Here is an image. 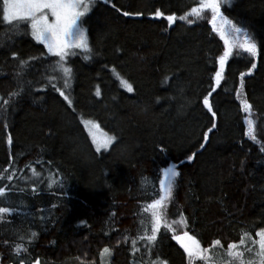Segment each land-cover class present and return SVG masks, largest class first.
Returning a JSON list of instances; mask_svg holds the SVG:
<instances>
[{
	"label": "trees",
	"instance_id": "obj_1",
	"mask_svg": "<svg viewBox=\"0 0 264 264\" xmlns=\"http://www.w3.org/2000/svg\"><path fill=\"white\" fill-rule=\"evenodd\" d=\"M199 3L96 0L83 20L91 56L68 59L73 78L65 91L71 108L47 81L54 76L57 86L63 85L62 74L54 70L58 58L42 55L46 49L30 30L16 34L0 16V97L20 91L6 110L0 107V187L6 188L0 206L13 209L0 217V264L19 259L25 264L37 259L40 264H188L173 233L163 227L150 250L139 239L151 231V215L144 209L159 197L163 170L173 166L180 175L165 216L171 223L182 215L188 227L181 231L195 236L214 264H227V245L239 243L244 233L258 239L255 233L264 228V0H231L221 8L257 43V67L241 92L252 105L255 139L236 97L239 73L253 61L235 49L210 97L217 127L206 143L203 135L213 121L202 101L223 54V41L211 30V13L192 24L177 19L171 27L151 16L158 8L179 18ZM123 11L143 16L125 17ZM12 52L28 61L22 69ZM117 74L132 84V92ZM86 119L115 138L108 151L95 149ZM134 239L139 251L133 250ZM216 239L221 245L212 243ZM17 244L20 253L14 251Z\"/></svg>",
	"mask_w": 264,
	"mask_h": 264
},
{
	"label": "snow or ice",
	"instance_id": "obj_2",
	"mask_svg": "<svg viewBox=\"0 0 264 264\" xmlns=\"http://www.w3.org/2000/svg\"><path fill=\"white\" fill-rule=\"evenodd\" d=\"M95 2L96 0H2V8H0L2 21L11 26L9 29L10 31L19 34L23 30L25 34H27L30 30L32 39L38 44L43 45V48L46 49V53H42V55L58 58L54 62V70H58L62 74L61 78L63 80V85L62 87H58L54 82L56 79L54 76H49L47 81L51 88L58 92L59 96L67 102L69 108L72 107L73 100L70 98L69 94H66L65 90L71 88L73 69L67 66L68 57L77 55V49L80 50V53L84 54V59H89L91 56L92 49L88 44L87 30L84 27L83 18L90 12ZM104 2L109 3V0H104ZM228 2L229 0H200L198 7H193L190 12H186L179 18H177L175 14L165 15V13L158 8L151 13L154 19L162 18L166 20L168 26L171 27L177 19L192 24L195 23L196 20L203 18L202 13L206 11L210 12L211 19L209 23L212 26L211 30L217 33L220 40L223 41V54L218 57L219 69L215 71V75L212 77L214 83L210 85V90L203 97L202 101L203 108L211 114V120L213 121L211 127H209L207 132L203 135L205 143L209 139L208 133L212 132V130L217 127L214 122L216 112L213 111L210 97L213 96L217 87L220 86L225 66L229 58L233 55L234 49L242 53H247L253 61L250 63L247 72L241 71L239 73L240 87L236 92V97L240 101L241 110L248 115L246 123L249 128L250 136L254 124V121L251 119L252 105L246 98L242 97L241 92L244 88L245 77L251 75L252 71L257 67L254 61L259 51L257 43L252 38L251 34L245 28L239 27L233 23V21L221 11L222 5ZM112 7L116 8V5L113 4ZM116 11L120 12L121 10L116 8ZM122 15L125 17H141L143 13L123 11ZM189 16L195 19L190 20L188 19ZM11 56L13 60L18 59L21 69L28 63L27 60L18 58L15 52H12ZM30 59L36 60L38 58L31 57ZM113 72H115V69H113ZM117 77L121 80L127 92L133 91L132 84L120 78L119 74H117ZM40 90L42 91L43 89ZM19 95L20 91H13L9 93L7 99L0 97V107L6 110L9 105V100L15 99ZM95 95L97 97L101 95L99 87L96 88ZM82 122L86 127H95L94 121L84 120ZM5 127H7V125H5ZM251 138L255 139L254 136H251ZM114 139V137H109L107 140L100 142L93 136V141L97 144V151H100L101 146L107 148ZM7 143L8 145L12 144V137L10 135L7 137ZM201 147H203V144ZM194 157L195 153L189 155L188 160L191 161ZM33 172H35V169H33ZM14 175L15 173L7 175V181H12ZM179 175L180 173L176 170V166L163 170V178L159 180V197L152 200L144 209L145 212L151 215V231L150 233L145 232L139 239L144 241L145 249L150 250L157 241V233L160 231L161 227H163L167 231L173 233L172 239L176 240L187 255L188 264H195L196 260L204 261L205 264H207L209 261L208 249L202 248L200 241L197 240L195 236L190 235L188 231H181L188 227V222L183 216L181 215L179 221H172L171 223H169L165 216L167 203L171 201L173 196L175 178ZM51 186L50 183L48 187ZM33 191H35V189H33ZM5 193L6 188L0 187V197H4ZM12 212L13 209L10 207L0 206V217L4 214H11ZM173 224H176L177 228H173ZM255 235L258 239L252 240L248 233H244V236L239 240V245L237 243H229L227 245L226 255L231 258V264H264V228L257 231ZM32 236L35 237L36 233L32 232ZM246 239L251 242L252 247H244L243 250H239L240 246L245 245ZM136 243L137 241L135 239L132 240L133 250L139 251V249L136 248ZM212 243L217 246L221 245L219 239L214 240ZM14 251L20 253L22 251V246L17 244ZM23 251L26 252L27 248H23ZM103 251L107 253L109 249L104 248ZM245 252L254 255L245 260ZM18 264H25V260L19 259ZM34 264H40V261L37 259L34 261ZM160 264H166V262L160 261ZM217 264H223V261H219Z\"/></svg>",
	"mask_w": 264,
	"mask_h": 264
},
{
	"label": "rangeland",
	"instance_id": "obj_3",
	"mask_svg": "<svg viewBox=\"0 0 264 264\" xmlns=\"http://www.w3.org/2000/svg\"><path fill=\"white\" fill-rule=\"evenodd\" d=\"M230 1L231 0H229V2ZM83 20H84V18H83ZM88 44H89V40H88ZM76 52L78 53L77 55L82 54V53H80V50H78V49L76 50ZM74 56H70V57H68V59L69 58H72ZM86 120H88V119H86ZM90 121H92V120H90ZM83 125H84L85 130L87 131L90 139L92 140L95 149H97V144L94 143L93 136H95L96 137V140L97 141H100V142H103V141L107 140L109 137H111V136H109L107 133H105L103 131V129L100 127V125L97 122H95V127H91V126L86 127L84 123H83ZM90 132H91V134H90ZM113 142H114V140H112V142L109 144V146L107 148H104L103 146H101L100 151H98V152H106V151H108L110 149V147L112 146ZM237 244L239 245V243H237ZM244 247H252L251 242L246 239L245 245L244 246H240L239 250H243ZM251 255H254V254H250V253L245 252L244 259L245 260L249 259L251 257ZM208 256H209V261L207 262V264H214L213 263L214 262L213 255H211V254L208 253ZM199 261H200L201 264L204 263V261H201V260H199ZM226 263L227 264H231V258L230 257H228V260L226 261ZM223 264H224V262H223Z\"/></svg>",
	"mask_w": 264,
	"mask_h": 264
},
{
	"label": "water",
	"instance_id": "obj_4",
	"mask_svg": "<svg viewBox=\"0 0 264 264\" xmlns=\"http://www.w3.org/2000/svg\"><path fill=\"white\" fill-rule=\"evenodd\" d=\"M140 18V17H139Z\"/></svg>",
	"mask_w": 264,
	"mask_h": 264
}]
</instances>
